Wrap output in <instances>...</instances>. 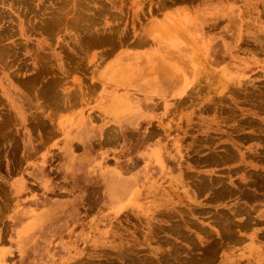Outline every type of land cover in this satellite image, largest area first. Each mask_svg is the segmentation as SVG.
Wrapping results in <instances>:
<instances>
[{
    "label": "rangeland",
    "instance_id": "obj_1",
    "mask_svg": "<svg viewBox=\"0 0 264 264\" xmlns=\"http://www.w3.org/2000/svg\"><path fill=\"white\" fill-rule=\"evenodd\" d=\"M31 1L0 2V264H264V0ZM114 104L141 136L71 129Z\"/></svg>",
    "mask_w": 264,
    "mask_h": 264
},
{
    "label": "crops",
    "instance_id": "obj_2",
    "mask_svg": "<svg viewBox=\"0 0 264 264\" xmlns=\"http://www.w3.org/2000/svg\"><path fill=\"white\" fill-rule=\"evenodd\" d=\"M137 109L133 106L131 112H125L126 110L123 109L122 105L114 104L110 109V115L114 114V116H105L103 118H95L94 116L89 118L84 115L76 116L71 129L79 133V135L95 133L98 137H107L111 131H117L120 138H124L126 133L130 131H137L141 136L142 132L145 131L144 128H146L148 119L146 115H141L140 108Z\"/></svg>",
    "mask_w": 264,
    "mask_h": 264
},
{
    "label": "bare ground",
    "instance_id": "obj_3",
    "mask_svg": "<svg viewBox=\"0 0 264 264\" xmlns=\"http://www.w3.org/2000/svg\"><path fill=\"white\" fill-rule=\"evenodd\" d=\"M57 1V0H56ZM56 1H54V2H56ZM61 1V0H60ZM59 1V2H60ZM0 2H7V3H11V4H14V5H17V6H20V7H26V9L24 10V9H22V8H20V9H22V11L24 12V14L25 15H27L26 14V12L27 13H29V12H31V11H33L32 10V5H33V3L35 2V1H33V3H32V5H30L31 4V0H0ZM58 2V1H57ZM58 2V3H59ZM44 3V2H43ZM85 3V2H84ZM25 4V5H24ZM39 4V3H38ZM41 4V3H40ZM27 5H29V7L27 6ZM44 5V4H43ZM42 5V6H43ZM46 6H47V8H48V5L46 4ZM35 7V6H34ZM33 7V8H34ZM46 8V7H45ZM18 9V8H17ZM37 10V9H36ZM46 10V9H45ZM77 10V9H76ZM21 11V12H22ZM35 11V10H34ZM6 12V11H5ZM83 14V13H82ZM78 15H80V18L83 16H81V13L80 14H78ZM29 16V15H28ZM30 17V16H29ZM34 18V17H33ZM43 18V17H42ZM60 18H62V17H60L59 16V14H58V10H57V14H56V16H55V20H56V22L58 23V22H60L61 23V21H59V19ZM83 18V17H82ZM27 19H28V17H27ZM44 19V18H43ZM34 20V19H33ZM48 20H50V19H48ZM47 20V18H46V21L44 20V22L45 23H42V24H44V26H51L50 24L52 23L51 21H48ZM61 20V19H60ZM68 20V19H67ZM74 20H76V17H75V19ZM77 20H78V18H77ZM3 21H6V24H5V26L4 27H2L1 29H0V40L1 39H3V38H7V36L10 34V32H11V26H12V20L11 19H7V15H6V13H4V11H2L1 9H0V23H2ZM8 21V22H7ZM72 20H70V22H71ZM33 22V21H32ZM10 23V24H9ZM37 23V22H36ZM63 23V22H62ZM1 26V25H0ZM11 43V42H10ZM14 44H15V42H14ZM13 44V45H14ZM11 45V44H10ZM18 49V47L16 46H14V48H13V46L11 47V46H8V45H6V42L5 43H1L0 44V58H9V55H12V54H15L16 52H18L17 51V49ZM119 63H121V62H119ZM120 65V64H119ZM122 65V64H121ZM161 65V64H160ZM115 69V68H114ZM158 71V70H157ZM168 74V73H167ZM168 76V75H167ZM120 77V76H119ZM178 77V76H177ZM168 78V77H167ZM169 79V78H168ZM262 98V97H261ZM121 100V99H120ZM127 105H129V104H127ZM255 105V104H254ZM131 108V107H130ZM257 108H258V105H257ZM264 108V107H263ZM125 112H127V111H125ZM260 132V131H259ZM262 132V131H261ZM255 135V134H254ZM213 153V152H212ZM219 153V152H218ZM222 152H220V154H221ZM227 153V152H226ZM235 153V152H234ZM217 154V153H216ZM222 155H223V157H225L224 155L225 154H223L222 153ZM229 156V155H228ZM228 156H227V158H228ZM237 157V156H236ZM210 158V157H209ZM214 158V157H213ZM227 158H226V160H227ZM254 158V157H253ZM231 159V158H230ZM233 159V158H232ZM235 159V158H234ZM210 160V159H209ZM222 161H224V160H222ZM244 169V168H243ZM237 170V169H236ZM240 171V170H239ZM257 172V171H256ZM255 174V173H254ZM261 174V173H260ZM256 176H258V175H256ZM253 177H255V176H253ZM260 179H261V177H260ZM263 179V181H264V177L262 178ZM261 179V180H262ZM206 180V179H205ZM253 181H254V179H253ZM217 183V182H216ZM255 184H256V182H255ZM201 185V187H207L208 186V183H206V182H203V180H201L200 181V184H199V186ZM223 185V184H222ZM260 185H262V183H257L256 184V186H259V187H262V186H260ZM214 186V185H213ZM252 187V186H251ZM209 188V187H208ZM251 189V188H250ZM262 190V189H261ZM226 191V190H225ZM224 191V192H225ZM253 191V190H252ZM259 191H260V189H259ZM245 192V191H244ZM246 193H247V191H246ZM248 194V193H247ZM249 194H252V193H249ZM219 196L221 195V194H218ZM253 196H254V192H253V194H252ZM251 195V196H252ZM260 195V194H259ZM255 196H256V194H255ZM259 197V196H258ZM239 207V206H238ZM247 207V206H246ZM240 208V207H239ZM238 209V208H237ZM234 212H241V213H247V215L250 213V210H247V209H240V210H235ZM219 217H221V216H219ZM228 218V217H227ZM223 219H224V217L222 218L221 217V219L219 220V221H217L216 220V223H217V225L219 224V226L222 228V226L221 225H223V230H226V229H228L229 227L231 228V225L234 223V221L233 220H230L229 218H228V220H226V221H223ZM248 219V220H247ZM252 222V220H250V215L243 221V222H241L240 221V223H238V224H240V225H242V226H246V225H249L250 223ZM228 226V227H227ZM224 227H227V228H224ZM205 230V229H204ZM206 231V230H205ZM227 233H229V231H227ZM194 243H196V242H194Z\"/></svg>",
    "mask_w": 264,
    "mask_h": 264
}]
</instances>
